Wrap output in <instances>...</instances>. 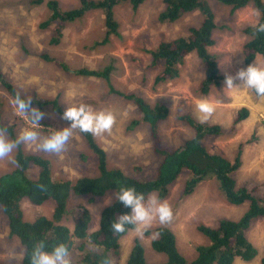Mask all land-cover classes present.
<instances>
[{
  "label": "rangeland",
  "instance_id": "1",
  "mask_svg": "<svg viewBox=\"0 0 264 264\" xmlns=\"http://www.w3.org/2000/svg\"><path fill=\"white\" fill-rule=\"evenodd\" d=\"M31 2L0 0V69L19 93L26 98L38 96L42 101L57 100L63 113L67 107L80 104L89 105L96 112L111 111L116 116L112 133H105L96 137V140L107 152L110 167L142 179L155 176L161 159L153 150L148 124L142 122L132 128L130 123L142 117L136 106L124 97L110 93L104 79L78 76L75 71L80 68L101 70L112 66L111 82L117 90L125 94H139L152 105L160 103L168 106L169 117L160 124L159 130L163 145L169 149L181 148L195 133L180 117L190 114L202 123L197 105L202 100H209L213 102L215 112L204 124L221 125L223 134L207 137L206 147L214 154L234 160L243 146L242 166L236 173L237 184L239 187L257 188V196L264 200V99L251 89H244L239 79H234L235 88L231 91H226L225 84L226 76L236 77L238 71L249 66L244 63L243 46L250 36L244 29L256 25L259 20L260 13L254 5L232 14L231 7L216 0L211 1L217 28L214 32L216 43L209 50L219 62L223 79L220 87L213 88L208 96H203L199 87L205 66L195 53L186 58L178 78L158 85L155 78L163 69V64H153L150 53L160 43L187 37L190 28L200 26L203 17L199 11L170 23L159 21V15L165 8L164 0H147L138 11H134L130 3H121L115 7L119 35H113L109 43L95 47V43L104 39L107 30L104 11H93L74 23H68L63 29L60 43L53 44L57 23L41 29L40 24L48 16L47 5L33 6ZM58 2L62 10H71L79 6L80 0ZM43 54L59 62H47L41 57ZM256 62L264 64V59L260 56ZM61 65H66L69 70L65 71ZM13 100L0 82V123L12 126L18 137L23 130L31 127V121L17 113ZM243 107L250 110V116L232 131L236 112ZM33 108L44 113L39 121L40 128L36 129L42 137L70 127L71 123L64 120L53 105ZM8 138L12 140L9 134ZM23 146L26 152L39 154L51 161L55 180H76L98 172L97 155L79 130L74 131L66 151L59 155L40 151L34 144ZM15 155L16 149L12 153L14 160ZM14 167L10 159L0 161V175L13 171ZM136 167L141 168L142 172L137 174L134 171ZM189 178V172L182 173L171 186L168 197L160 200L170 205L172 220L167 224L156 221L149 230L160 226L172 229L180 252L192 260L196 255V247L208 242L198 230L199 225L215 226L220 218L238 219L247 210L248 204H230L214 178L206 179L191 195L184 196ZM115 199L116 193L112 192L89 206L93 216L90 231L98 228L102 210ZM77 202H86V199L73 198L71 205ZM21 207L27 221L38 216L51 218L54 210L53 202L36 206L24 200ZM71 219L65 223L73 228ZM247 235L258 248L259 254L251 262L238 259L235 264H261L264 258V218L253 222ZM157 237L154 232H145L141 239L134 231H130L121 239L120 257H113L111 263L126 264L137 239L143 244L149 263L164 262L165 256L152 248V241ZM79 245L76 243V246ZM23 252L20 241L9 236L7 217L0 213V264H20ZM78 255V250L74 249L72 264H78Z\"/></svg>",
  "mask_w": 264,
  "mask_h": 264
},
{
  "label": "trees",
  "instance_id": "2",
  "mask_svg": "<svg viewBox=\"0 0 264 264\" xmlns=\"http://www.w3.org/2000/svg\"><path fill=\"white\" fill-rule=\"evenodd\" d=\"M146 1L80 0L79 6L71 10H62L58 0H50L47 3L46 0H32L31 4L41 6L46 3L48 16L40 24V28L47 29L57 23L56 37L52 39L53 44L60 43L63 29L68 26V23H74L93 11H104L107 30L104 39L94 44L96 47L109 43L113 35H119V23L115 17L117 5L130 3L133 10L138 11ZM211 1L213 0H164L165 8L159 15V21L176 22L182 16L195 11L201 13L203 20L200 26L190 28L187 37L162 42L150 51L153 64H163V69L155 78L156 85L178 78L180 67L186 58L195 53L205 66L204 77L199 87L200 93L208 96L213 88L221 86L223 78L220 74L219 62L209 50L216 43L214 32L217 28ZM216 1L231 7L232 14L249 5L256 7L260 13L257 24L244 29V32L250 36L243 46L244 63L251 65L260 56L264 59V32L257 31V27L264 24V1ZM41 57L47 62H59L47 54ZM61 67L65 71L69 70L66 65ZM112 71V66L101 70L80 68L75 71V74L104 79L110 93L120 95L136 106L142 117L133 120L130 126L136 128L142 122L148 124L153 140V150L161 157L155 176L151 179H142L129 175L119 168L110 167L107 152L101 148L96 137L90 133L80 132L90 149L97 155V174L83 176L76 180H55L51 161L39 154L26 152L23 144H20L16 148L14 170L0 175V213L7 217L9 236L17 238L24 248L20 264H31L32 250L41 241L45 243V250L49 252L61 243L68 246L70 254L77 249L78 264H104L106 260L112 264V258H118L121 255V239L131 231L133 226L126 225L127 230L117 234L110 225L120 216L130 215L131 208L125 207L122 202L115 199L102 210L98 228L90 231L93 216L89 206L96 203L98 198H103L112 192L116 193L121 187L127 186L135 187L138 193L145 195L146 199L156 194L159 200H164L168 197L171 186L185 171L189 172L190 178L186 181L184 196L191 195L206 179L214 178L230 204L234 206L248 204L247 210L238 219L220 218L215 226L199 225L198 230L208 242L196 247V255L192 260H188L180 252L173 230L160 226L148 229L146 234L154 232L158 236L153 239L152 248L155 252L163 254L165 261L149 263L145 248L137 239L126 264H235L238 259L245 262L253 261L259 251L248 238L247 231L253 222L264 218V200L257 196V188L239 187L237 184L236 173L242 166L243 146L240 147L234 160L210 152L205 145V139L209 136L222 135V126L200 123L190 114H185L180 119L194 129V135L187 139L181 148H167L163 145L159 128L160 124L169 117L168 106L160 103L152 105L139 94H125L117 90L111 82ZM0 82L12 98L19 94L21 98L29 99L16 90L5 78L1 69ZM30 99L31 107L43 108L51 104L57 113L64 114L57 100L42 101L38 99V96ZM249 116L250 110L247 107L237 110L231 126L232 131H235L237 126ZM0 127L7 129V134L12 140L17 139L12 126L0 123ZM134 171L139 174L142 169L136 167ZM79 197L86 199V202L71 205L72 199ZM24 200L36 206L53 202L52 217L38 216L32 221L25 220L21 207ZM70 217L73 228L65 223ZM76 243L80 245L76 246ZM261 264H264V258Z\"/></svg>",
  "mask_w": 264,
  "mask_h": 264
},
{
  "label": "clouds",
  "instance_id": "3",
  "mask_svg": "<svg viewBox=\"0 0 264 264\" xmlns=\"http://www.w3.org/2000/svg\"><path fill=\"white\" fill-rule=\"evenodd\" d=\"M259 13L257 12V16ZM258 32H264V24L257 27ZM234 79L242 82L244 89L253 90L258 97L264 99V64L255 61L246 69L238 71L236 77L226 76V91H231L234 87ZM14 109L18 114L28 117L31 127L23 130L15 140L8 138L7 129L0 127V161L12 158V153L20 144L36 145L37 149L47 153L59 155L66 151V146L73 136L75 130L82 133H90L94 137H101L105 133L111 134L116 124V116L111 111L96 112L91 106L80 104L79 106L67 107L63 119L70 121V127L63 130L54 131L49 136H41L36 130L40 128L39 121L44 113L37 108L31 107L32 100L23 99L19 94L12 101ZM200 113L199 119L202 123L207 122L215 112L213 102L202 100L197 105ZM116 199L122 202L125 207L131 208V214L122 215L111 223V228L117 234L124 233L126 225H132L131 231L143 239L145 232L159 221L160 224H167L172 220L173 213L167 201H160L153 194L147 199L143 193H138L135 187H121L116 192ZM106 204H109L106 202ZM43 241L35 245L31 254V264H72L71 254L66 244H58L51 252L45 250ZM104 264H110L106 260Z\"/></svg>",
  "mask_w": 264,
  "mask_h": 264
}]
</instances>
